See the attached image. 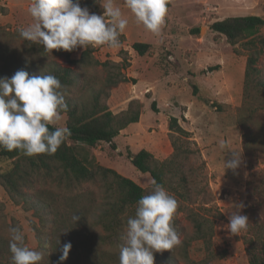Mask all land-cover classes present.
<instances>
[{
  "label": "rangeland",
  "instance_id": "rangeland-1",
  "mask_svg": "<svg viewBox=\"0 0 264 264\" xmlns=\"http://www.w3.org/2000/svg\"><path fill=\"white\" fill-rule=\"evenodd\" d=\"M30 2L0 0V25L4 30L1 37L11 44L25 45L17 29L32 23L27 11ZM113 2L129 23L119 37L118 47L91 46L93 58L107 65L80 64L78 60L84 48L72 52L54 49L41 56V61L49 59L52 65L57 63L85 72L92 79V85L102 92V101L114 113L125 111L131 101L140 104L139 121L120 131L115 137V148L102 142L92 153L99 164L132 179L147 192L152 178L132 165L129 154L144 148L158 160L169 157L174 150L172 135L175 133L169 128L172 117L190 132L192 151L184 167L190 200L183 201L168 191L178 202L174 218L181 227L178 235L182 243L172 250L156 252L157 256L169 254L173 260L155 258L154 264H202L206 246L202 241L189 240L194 227L183 210L187 205L214 220L211 248L215 257L208 264H249L245 238L257 229H264V108L260 107L261 103L253 102L258 97L255 88L249 95L244 92L245 66L250 52L242 43H228L224 35L211 29V24L230 16L264 18V0H171L159 34L137 23L124 0ZM89 11L102 14L103 8L95 0ZM259 33L264 37V26ZM137 41L150 44L144 55L132 48ZM256 65L264 71V52ZM118 78L121 80L111 85ZM65 123L66 115L61 113V120L55 126H65ZM220 140L240 151L242 163L237 169L224 170V160L230 158V152L219 148ZM11 166L12 159L0 157V172ZM92 189L96 205L105 203L107 196L101 197L102 189L97 185ZM240 203L244 205L241 214L248 217V227L233 235L225 225L228 214L235 210L234 205ZM39 213L34 207L25 210L23 204H15L0 184L1 231L9 235V228L18 226L28 246L40 250L30 223L38 221ZM129 216L126 213L123 216L121 233L117 235H110L94 223L93 230L105 239L108 250H120L126 243Z\"/></svg>",
  "mask_w": 264,
  "mask_h": 264
},
{
  "label": "trees",
  "instance_id": "trees-1",
  "mask_svg": "<svg viewBox=\"0 0 264 264\" xmlns=\"http://www.w3.org/2000/svg\"><path fill=\"white\" fill-rule=\"evenodd\" d=\"M94 1L81 0V6L90 8ZM170 7L171 0H168L167 8ZM263 26L264 18L259 15L230 16L211 24V29L224 35L228 43H242L250 52L245 66L244 92L249 95L251 89L255 88L258 97L253 102L261 103L262 108L264 71L256 63L264 52V37L259 33ZM3 33L0 25V76L10 77L21 69L29 74L56 75L65 86L68 110L62 114L66 115L65 126L71 134L52 155L26 156L20 150L0 148V157L12 159V166L0 172V184L15 204H23L25 210L32 207L40 210L38 221L32 220L30 223L38 248L44 253L41 264H120V250H108L104 245L105 239L98 237L93 225H101L110 235L121 233L123 216L125 213L134 216L137 201L148 192L132 179L99 164L92 149L102 142L115 148V137L120 131L139 121L140 104L131 101L125 111L112 112L102 101V92L92 85V79L87 78L85 72L57 63L52 65L49 59L42 62L41 56L48 52L43 45L25 41V45L20 47L4 40L1 37ZM132 48L144 55L150 44L137 41L132 44ZM78 62L88 67L107 65L93 58L91 46L84 48ZM92 78L96 79L95 76ZM119 80L121 78L111 82V85L117 84ZM49 127L52 129L56 126ZM169 128L175 133L172 135L174 150L169 157L158 160L152 152L143 148L130 153V161L136 169L148 173L169 192L183 201L190 200L189 180L184 170L192 151L189 147L190 132L178 123L176 117L170 118ZM96 185L102 189L101 197L107 196L103 204L96 205L92 189ZM183 210L194 227L189 240L203 242L206 254L201 262L208 264L215 257L211 248L214 220L189 205ZM74 214L79 216L75 222L72 220ZM94 215L95 221L91 218ZM174 226L179 234L181 227L175 218ZM69 241L72 247L67 259L60 262L61 249ZM245 244L248 263L264 264V229L255 230L245 238ZM155 258L173 260L166 253L162 256L154 253ZM0 264H12L9 235L1 230Z\"/></svg>",
  "mask_w": 264,
  "mask_h": 264
},
{
  "label": "clouds",
  "instance_id": "clouds-1",
  "mask_svg": "<svg viewBox=\"0 0 264 264\" xmlns=\"http://www.w3.org/2000/svg\"><path fill=\"white\" fill-rule=\"evenodd\" d=\"M102 14L81 6V0H31L28 13L32 23L17 29L23 41L43 45L48 52L107 45L118 47L120 35L129 21L113 0H98ZM137 23L159 34L166 21L168 0H124ZM68 110L65 86L52 73L29 74L17 70L10 77L0 76V148L20 150L26 156L54 154L71 134L67 126H56L61 113ZM219 148L230 152L225 169H237L242 163L240 151L225 140ZM242 203L234 205L225 225L228 232L239 235L248 227V217L241 214ZM178 202L153 178L150 191L137 201L134 216L127 219L126 243L120 247V264H154V253L172 250L182 241L174 226ZM79 216L73 215V222ZM71 242L64 243L59 261L67 259ZM9 251L12 264H41L44 253L29 247L18 226L9 228Z\"/></svg>",
  "mask_w": 264,
  "mask_h": 264
},
{
  "label": "crops",
  "instance_id": "crops-1",
  "mask_svg": "<svg viewBox=\"0 0 264 264\" xmlns=\"http://www.w3.org/2000/svg\"><path fill=\"white\" fill-rule=\"evenodd\" d=\"M130 126V125H129Z\"/></svg>",
  "mask_w": 264,
  "mask_h": 264
}]
</instances>
